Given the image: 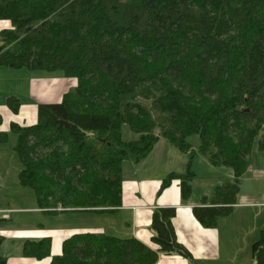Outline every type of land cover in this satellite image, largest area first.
<instances>
[{
  "label": "trees",
  "instance_id": "obj_1",
  "mask_svg": "<svg viewBox=\"0 0 264 264\" xmlns=\"http://www.w3.org/2000/svg\"><path fill=\"white\" fill-rule=\"evenodd\" d=\"M0 22L10 24L0 33L1 67L77 81L62 103L39 106L37 125L12 126L19 183L40 209L115 211L125 162L139 165L164 139L189 160L160 193L180 180L188 197L199 155L234 179L194 216L215 228L231 213L256 141L264 151V0H0ZM9 107L17 113L19 100ZM123 126L138 139L123 141ZM192 136L200 140L196 151ZM175 216V209L154 211L156 251L134 238L84 233L65 240L60 256L51 257L48 238L25 242L23 256L51 264H156L158 254L189 259ZM2 243L0 236V264H7ZM252 259L264 264V230Z\"/></svg>",
  "mask_w": 264,
  "mask_h": 264
},
{
  "label": "crops",
  "instance_id": "obj_2",
  "mask_svg": "<svg viewBox=\"0 0 264 264\" xmlns=\"http://www.w3.org/2000/svg\"><path fill=\"white\" fill-rule=\"evenodd\" d=\"M6 29H10L8 22H0V33ZM77 86L75 79H66L60 74H48L44 72H34L25 68L10 69L0 66V196L11 195L12 190L20 185L19 173L17 174L15 166L16 162V145L18 143V135L12 130V126L22 128L33 127L39 121V106L60 104L64 96L74 87ZM10 99L19 100L20 108L17 113L13 112L9 107ZM171 154L173 146L168 142L159 141L154 150L142 163L137 166L135 177L130 179L128 186L123 187L122 206L115 211L103 214L81 213L75 211L55 210L48 213L37 207L31 208L33 213L26 214L35 220H45L48 223L40 224L39 233L31 231V235L27 234L26 239L21 238L19 242H13L11 246L5 242L4 249L8 254L3 255L7 260V264H51V258L43 260H35L25 258L23 256V246L27 241H41L51 238L52 254L51 257L60 256L62 254V245L68 238L84 233H106L112 236H120L122 239L134 238L138 242L144 244L150 249L156 251L157 247L153 244L152 238L154 232L151 229L152 216L157 209H175L176 216L172 220L178 242L188 250L191 257L185 259L176 254L162 255L158 254V262L156 264H219L221 262V254L224 251V243L230 238L229 231L226 228L227 219L222 217L219 219L215 228L204 227L194 216V210L199 208H210L211 200L215 189L218 186L230 183L234 179L233 172L228 173L224 178L218 177L215 172L209 171L207 167H213L205 158L202 157V163H199L205 170H208L212 177L205 179L206 186L195 193L193 184L197 180L196 172H193L194 179L189 183L191 192L185 199L182 196V185L180 180H176L163 192L160 193L163 181L169 174L181 173L179 169H175L174 165L187 168L189 156L184 154L186 158L177 156L178 162L169 164L171 167L164 166L161 162L166 157L162 153L154 154L159 151ZM196 151V150H195ZM180 152V151H179ZM14 157V158H13ZM154 157L155 160L151 158ZM181 157V158H180ZM192 162V170L197 159ZM11 159L14 161H11ZM155 161L151 166L146 165L148 161ZM12 164V165H11ZM181 167L180 170L183 169ZM214 169H218L213 167ZM139 171V172H138ZM185 172V171H184ZM12 174V177H11ZM245 177V176H244ZM242 177V179L244 178ZM241 179V180H242ZM260 185L259 183H257ZM255 189L252 194H240L238 202L233 209H241L242 211H256L257 217L263 223L259 230H264V192ZM16 205V203H14ZM36 206L38 205L35 200ZM12 203L5 201L0 197V210H12L18 212L20 209L11 208ZM27 210V209H24ZM238 211V210H236ZM20 213V212H19ZM24 214V213H23ZM26 215L24 217H26ZM73 218L74 216H77ZM232 215V214H231ZM229 214V216H231ZM72 216L71 218H68ZM234 216V214H233ZM52 217H56L58 229H54V223H49ZM104 217L114 218L116 224L106 227L103 222ZM90 223V225L76 226L82 221ZM71 221V222H70ZM103 225H102V224ZM70 225V226H69ZM107 228L109 230H107ZM2 232L9 229L2 228ZM111 230V231H110ZM112 231H116L111 233ZM56 232L58 234H56ZM119 234V235H115ZM1 236V235H0ZM28 237V238H27ZM5 241V239H4ZM252 257V256H251ZM252 259V258H251ZM254 264V260H251Z\"/></svg>",
  "mask_w": 264,
  "mask_h": 264
},
{
  "label": "rangeland",
  "instance_id": "obj_3",
  "mask_svg": "<svg viewBox=\"0 0 264 264\" xmlns=\"http://www.w3.org/2000/svg\"><path fill=\"white\" fill-rule=\"evenodd\" d=\"M122 139L125 142H133L138 139V135L134 134L128 126H123L122 128ZM163 142H166L164 139H160ZM189 143L192 146L194 150H197L200 144V140L198 136H192L189 138ZM169 144V143H168ZM161 148L158 152L154 154H158L160 152ZM173 154L169 157L170 153H165L164 150H162V153L164 156H161V158H165V160L157 161L161 162L164 166L171 167V165L175 162H178L176 158L177 156H181L183 159L186 158L185 155L181 152H179L175 147L171 149ZM150 155L149 157H151ZM180 157V158H181ZM14 158V157H13ZM152 160H155L154 157L151 158ZM202 157H199L197 159L195 166L193 167V172H196L197 180H195L193 187L195 190V193L198 194L200 190H203V188L206 186L205 179L212 177L208 170L215 172V174L218 177L224 178L228 173L232 172L228 168H218L214 169L213 167L209 166L207 167L208 170H205L202 166L199 165V163H202ZM11 161H14V159ZM155 163V161H148L146 165L151 166ZM12 165V164H11ZM176 168L179 169L181 173L186 172V168L179 164L176 166ZM181 167H183L182 170ZM15 170H17V174L22 169L21 161L18 157V154L16 155V162H15ZM136 168H134L129 162H125L123 166V187L128 186L130 183V179H133L135 177ZM138 170V169H137ZM185 171V172H184ZM139 172V171H138ZM245 176V177H244ZM243 179L240 182V190L241 194H252L255 189L262 190L261 192H264V151H260L258 148V141H256L254 145L253 155H252V164L249 168V170L244 175ZM12 177V174H11ZM259 183L260 185H258ZM11 195H1L0 197L4 198L5 201H8L12 203L11 208L14 209H20L18 212H15L11 215L9 220L1 221L0 226L5 229H9L7 232H2L0 230V235L3 237V243L1 247V255L8 254L7 250L4 249V244L7 242L9 246L13 244V242H19L18 240H21V238L26 239V235L30 234L31 231H25L27 229H33L34 232L38 234L39 232V226L40 224L48 223L47 220L44 222H40L41 220H38L37 218L34 220L33 217L26 215L31 214L33 211L31 208L35 207L37 209L38 205L36 206L35 200L36 196L34 192L27 187H22L21 185H17L12 190ZM16 203V205L14 204ZM27 209V210H24ZM57 210V209H56ZM238 210V211H236ZM20 212V213H19ZM24 213V214H23ZM232 214V215H231ZM234 214V216H233ZM257 212L252 211H242L241 209H233L230 213L231 216H227L225 219H227L226 228L229 231L230 238L226 239L227 242L224 243V251L223 254H221V262L219 264H254L251 260L252 256V247L255 243H257L260 239V235L262 230H259L260 226L263 224L257 217ZM26 215V217H24ZM74 216L73 218L78 217ZM72 216L68 217L71 218ZM56 217H52V220L49 221V223H54V229H58V224L55 219ZM117 220V219H116ZM116 220L114 218L104 217L103 222L106 227L112 226L116 224ZM71 222V221H70ZM84 225H90V223L85 222V220L82 221V223H77L76 226ZM102 224V223H101ZM103 225V224H102ZM70 226V225H69ZM107 230H109L107 228ZM111 231V230H110ZM116 231H112L111 233L114 234ZM56 234H58L56 232ZM119 235V234H115ZM120 238V236H117ZM28 238V237H27ZM5 239V241H4ZM51 242V238H48ZM33 241V240H31ZM52 247V243H51Z\"/></svg>",
  "mask_w": 264,
  "mask_h": 264
},
{
  "label": "built area",
  "instance_id": "obj_4",
  "mask_svg": "<svg viewBox=\"0 0 264 264\" xmlns=\"http://www.w3.org/2000/svg\"><path fill=\"white\" fill-rule=\"evenodd\" d=\"M58 210H62V208L59 207ZM13 212L12 210H0V221L9 220Z\"/></svg>",
  "mask_w": 264,
  "mask_h": 264
}]
</instances>
